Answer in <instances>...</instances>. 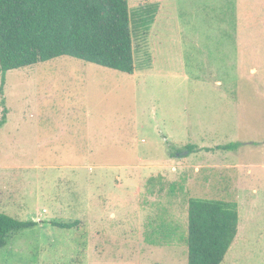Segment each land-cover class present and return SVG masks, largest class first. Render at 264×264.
<instances>
[{
	"label": "rangeland",
	"instance_id": "rangeland-1",
	"mask_svg": "<svg viewBox=\"0 0 264 264\" xmlns=\"http://www.w3.org/2000/svg\"><path fill=\"white\" fill-rule=\"evenodd\" d=\"M128 6L133 74L71 57L0 71V212L78 222L13 233L0 264H187L192 198L237 207L222 264H264V0Z\"/></svg>",
	"mask_w": 264,
	"mask_h": 264
},
{
	"label": "trees",
	"instance_id": "trees-1",
	"mask_svg": "<svg viewBox=\"0 0 264 264\" xmlns=\"http://www.w3.org/2000/svg\"><path fill=\"white\" fill-rule=\"evenodd\" d=\"M155 6L139 10L140 24L148 28ZM71 57L99 67L133 74L134 58L128 0H0V71ZM0 86V127L6 121ZM238 143L214 148L231 151ZM189 155L198 148L187 145ZM235 204L189 199L187 264H222L238 230ZM50 225L70 230L78 222L20 221L0 212V249L13 233Z\"/></svg>",
	"mask_w": 264,
	"mask_h": 264
}]
</instances>
